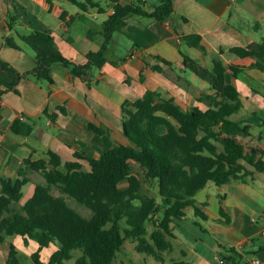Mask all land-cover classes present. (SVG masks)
Returning <instances> with one entry per match:
<instances>
[{
  "label": "crops",
  "instance_id": "obj_1",
  "mask_svg": "<svg viewBox=\"0 0 264 264\" xmlns=\"http://www.w3.org/2000/svg\"><path fill=\"white\" fill-rule=\"evenodd\" d=\"M93 1L95 6H85L88 0H0V56L18 73L30 71L35 56L29 54L19 35L42 31L54 36L66 58L76 64L86 63L87 55L100 50L104 43L103 23L113 13L110 0H104L105 6L101 0ZM120 2H144L149 11L155 3L152 0ZM174 5L175 12L166 23L147 16L128 17L126 26L114 34L108 47V62L96 71L90 85L74 77L67 67L55 65L52 83H38L25 77L13 90L18 75L0 69V177L17 179L26 159H46L49 150L55 151L63 162H80L89 171L86 158L98 157L128 142L123 134L122 105L127 100L142 98L147 90L160 91L166 98L174 96L182 107L185 100L194 97L191 106L205 108L196 101L199 95H192L203 88L198 84L200 80L195 74L187 76L180 52H183L182 36L194 33L205 40L207 53L196 49L201 52L203 65L212 68L214 59L224 62L227 81L240 91L244 104L241 112L249 110L253 115L238 119L234 117L241 113L233 116L234 120L248 118L254 123L253 136L246 140L248 145L264 148V71L248 69L237 77L232 74L231 64L249 67L255 59L232 53L231 49L241 43L227 31H240L248 41H264V0H175ZM10 16L16 18L14 29L8 26ZM7 36L14 37L21 49L6 47ZM154 56L172 62L174 69ZM154 65L162 66L168 76L153 71ZM206 89L211 92L209 86ZM16 122L33 126L34 132L15 133L12 127ZM91 125L110 131L98 134ZM77 152H83L86 158H76ZM27 177L22 205L32 196L36 185L45 182L37 172L29 171ZM40 177L42 181L34 182ZM212 185L213 182L208 183L196 195L208 219L196 216L194 209L188 208L186 216L171 225L173 252L164 263L155 261V264H218V258L226 264H239L242 258L241 264L254 259L264 262V170L247 182L216 185L214 193L210 191ZM221 207L229 217L228 222L220 214ZM189 221L200 229L190 228ZM12 244L16 247L18 264H35L32 255L38 251V243L34 240L26 243L21 236L10 237L0 244V264H9ZM176 248L180 254L178 261L171 258ZM57 249L55 244L43 248L41 261L48 262ZM232 249L236 250L233 254ZM230 256L234 261L228 260ZM144 261L149 263L147 258ZM121 264L125 263L121 261Z\"/></svg>",
  "mask_w": 264,
  "mask_h": 264
},
{
  "label": "trees",
  "instance_id": "obj_2",
  "mask_svg": "<svg viewBox=\"0 0 264 264\" xmlns=\"http://www.w3.org/2000/svg\"><path fill=\"white\" fill-rule=\"evenodd\" d=\"M110 1L113 13L103 23L104 43L100 50L87 55L84 64L66 58L51 33L20 34L21 41L35 52L34 67L21 74L0 56V69L18 75L11 89L25 77L38 83H52L51 72L55 65L67 67L74 77L90 85L96 71L108 62V47L114 34L124 29L128 17L147 16L166 23L175 12V0H155L150 11L144 2ZM86 5L95 6L96 2L88 0ZM15 24L16 18L10 16L9 29H14ZM227 31L241 43L231 52L240 58L255 59L249 67L231 64L232 74L237 77L248 69L264 71V41H248L240 31ZM181 40L207 53L200 34L185 35ZM5 46L21 49L11 36L5 37ZM180 52L184 70L192 71L209 85L211 92H201L196 99L206 107L184 108L174 96L166 98L160 91L147 90L142 98L133 102L127 100L122 105L123 134L127 143L95 158H86L83 152L75 154L78 159L88 160L89 171L80 162H63L52 150L47 152L46 159H26L17 179L0 177V244L14 236H21L26 243L34 240L39 246L32 255L35 264H67L73 259L74 250L82 251L74 264H112L125 242L130 240L138 253L164 263L166 256L173 252L172 223L185 217L188 208H193L196 216L208 219L196 200V195L208 183L223 186L233 181L247 182L264 170V148L245 143L253 136L254 123L248 118L233 119L244 104L238 88L227 81L228 69L224 62L214 59L209 68ZM154 57L174 69L172 62ZM151 68L168 76L160 65ZM143 77L141 74V79ZM90 127L98 134L110 131L103 126ZM12 130L25 135L34 132L33 126L21 122H16ZM258 141H262L261 134ZM134 164L144 170L145 180L134 172ZM29 171L41 174L45 182L37 184L32 196L22 205ZM144 181L157 182L159 198L144 189ZM125 182L128 187L123 189L121 184ZM54 189L60 195H55ZM66 197L88 208L91 216L86 217L73 208ZM223 199L222 195L221 201ZM220 214L229 221L223 207ZM122 221L126 227H122ZM51 244L58 249L48 262H42L40 252ZM235 252L231 250L232 254ZM16 253L12 244L9 264H18ZM228 260L234 261L231 256Z\"/></svg>",
  "mask_w": 264,
  "mask_h": 264
},
{
  "label": "rangeland",
  "instance_id": "obj_3",
  "mask_svg": "<svg viewBox=\"0 0 264 264\" xmlns=\"http://www.w3.org/2000/svg\"><path fill=\"white\" fill-rule=\"evenodd\" d=\"M83 1V0H82ZM155 2V0H152ZM101 3L103 6H105L104 4L105 1L104 0H101ZM25 33H28V32H25ZM23 34V33H22ZM25 48L27 49V51L29 52V54L35 56V52L28 46L24 45ZM182 50L184 53H186L187 55H189L190 57H193L197 62H199L200 64H203V61L201 60V52L194 49V48H191L189 47L188 45H186L185 43L183 44L182 46ZM176 72L180 73V70H177L176 69ZM187 73V76L190 78L192 76H194V74L192 73V71L190 70H187L186 71ZM173 77V78H176V75L174 73H170ZM184 76V75H183ZM200 80V79H199ZM176 81V79L174 80ZM201 87H203L202 89H198L196 90L192 95H200L201 92H204V93H209L207 86H209L206 82L203 83L201 80L199 81L198 83ZM194 97H192L191 99H189L188 102H186V100L184 101L185 104H183L184 107H187V108H190L194 99ZM241 113V114H240ZM239 114L240 115H237L235 116L234 118L235 119H238L240 117H244V116H247V117H252L253 115L251 113H249V110L248 111H242L240 112ZM262 114V113H261ZM257 130H255V134H257ZM127 142V141H125ZM247 142V143H246ZM245 143L248 145V141H245ZM115 145V144H114ZM134 172L137 173L142 179L145 180V172L143 169H141V167L138 165V164H134ZM43 178L40 177V178H37L34 180V182H38V181H42ZM128 187V184L125 182L123 184H121V188L125 189ZM215 188H216V184L213 183L212 187L210 188V191L212 193H214L215 191ZM30 189V188H29ZM144 189L151 195L155 196V197H158L159 198V195H158V184L157 182L153 181L152 183L150 182H145L144 181ZM28 190V188H26V191ZM54 194L55 195H60V192L56 189H54ZM66 200L67 202L73 207L75 208L76 210H78L81 214H83L84 216L86 217H90L91 216V211L86 208L84 205H81L79 204L75 199L71 198V197H66ZM191 223V221H189V224ZM122 224V227H126V223L125 221H122L121 222ZM190 228H194L196 230L200 229L199 226H195L194 224H190L189 225ZM150 228L151 225L149 226ZM195 230V231H196ZM73 259L68 261L67 264H74L76 259H78L81 255H82V251L81 250H74L73 253ZM137 256V257H136ZM147 258L149 260V263H146L144 261V259ZM171 258L175 261H178V259H180V254L178 253V249L176 248V251L171 255ZM121 261H123L125 264H155V259L150 257V256H147L145 254H141V253H136V251L134 250V244L130 241V240H127L124 244V247L122 249L121 252H119V255L118 257L114 260V262L112 264H121ZM132 261V262H131Z\"/></svg>",
  "mask_w": 264,
  "mask_h": 264
},
{
  "label": "built area",
  "instance_id": "obj_4",
  "mask_svg": "<svg viewBox=\"0 0 264 264\" xmlns=\"http://www.w3.org/2000/svg\"><path fill=\"white\" fill-rule=\"evenodd\" d=\"M21 120H25V117H22ZM218 264H226V261L222 258H218ZM244 264H264V262L260 259H254L252 261L246 262Z\"/></svg>",
  "mask_w": 264,
  "mask_h": 264
}]
</instances>
